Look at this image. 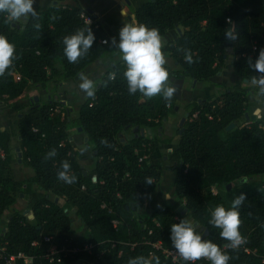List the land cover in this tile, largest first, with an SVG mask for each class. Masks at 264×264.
<instances>
[{"label":"trees","instance_id":"trees-1","mask_svg":"<svg viewBox=\"0 0 264 264\" xmlns=\"http://www.w3.org/2000/svg\"><path fill=\"white\" fill-rule=\"evenodd\" d=\"M37 11L38 17L24 24L8 22L6 14L0 13V34L15 45L18 57L13 68L0 77V102L13 108L35 91L52 93L45 103L30 98V110L19 125L0 131V221L11 212L6 230L0 233V247L6 248L0 252V264H5L6 255L19 252L33 256L32 264H128L130 258L149 254L158 256L160 264H176L153 245L161 242L164 248L175 250L170 228L184 218L231 257L229 264H264V120L248 121L246 117L248 97L258 89L249 83L224 86V92L211 101L184 108H179L177 93L170 102L161 96L130 95L119 50L111 46V37L97 19L87 22L89 14L78 0H61ZM226 18H231L239 32L236 42L224 38L230 27ZM37 23L39 30L34 27ZM134 24L157 28L162 37L181 30L178 39L163 49L180 66H166L173 84L209 82L230 59L234 74L248 82L258 74L248 67V59L254 63L264 48V0L149 1L135 12ZM89 27L95 35L93 48L79 62L69 63L63 51L64 37ZM186 51L194 63L186 62ZM107 56L112 57L113 66L94 97L82 104L76 119L68 109L64 119L53 114L64 106L55 99L63 82ZM181 109L186 121L178 127L183 129L178 148L163 154L162 126ZM231 124L235 127L227 131ZM78 128L91 141L95 161L90 171L82 164L88 159V148L81 151L72 143V133ZM134 129H144L145 135ZM52 149L57 155L45 160ZM19 153L23 166L33 171L24 181L16 180L13 173ZM144 156L149 160H142ZM63 161L70 163L76 177L71 185L57 179ZM165 171L176 173L172 196L177 203L153 208L151 200ZM147 178L153 180L152 185L145 183ZM241 193L246 200L239 208V230L247 243L237 250H223L228 242L209 223L211 211L218 205L230 208L232 199ZM22 195L30 214L15 209ZM181 206L187 216L178 212ZM72 213L85 228L81 236H74ZM114 220L120 223L115 226ZM44 237H52V242ZM36 241L39 247L32 246ZM51 244L55 248L93 244L96 249L93 255L79 252L61 263H51L41 256Z\"/></svg>","mask_w":264,"mask_h":264},{"label":"clouds","instance_id":"clouds-1","mask_svg":"<svg viewBox=\"0 0 264 264\" xmlns=\"http://www.w3.org/2000/svg\"><path fill=\"white\" fill-rule=\"evenodd\" d=\"M34 3L35 0H0V13L6 14L8 22L24 21L26 23L29 18L38 17ZM226 23L230 27L224 31L225 40L236 42L239 39V32L236 31L234 22L231 18H226ZM34 27L39 30L41 25L37 23ZM94 41L95 35L90 27L65 36L63 51L68 62L77 63L85 58L89 50L93 48ZM105 43L108 42L105 41ZM165 43L159 29L149 28L144 24H124L119 31L118 43L115 37L112 38L111 46L119 50L121 60L126 67L124 77L130 95L140 93L148 98L161 96L165 101L172 100L178 88L171 82L170 73L166 67L168 60L163 51ZM17 58L15 45L9 42L5 35L0 34V77L13 68ZM184 58L189 64L194 63L190 51L185 52ZM248 67L258 73L249 81L252 87L258 89V92L253 94V99L264 103V48L260 49L254 63L249 57ZM79 79L80 90L86 94V97H94L96 90L94 81L84 74H80ZM102 143L107 142L102 141ZM56 155V150L52 149L44 159L48 160ZM57 179L69 185L76 182L68 161L61 163ZM145 183L152 185L153 180L147 178ZM245 200V194L241 193L232 199L230 208L226 209L223 205H218L211 211L209 223L221 230L220 237L228 242L225 247L232 250H237L247 243L239 230L242 223L239 208ZM198 227L190 219L185 218L171 225V244L180 259L191 264L199 260H207L210 264H229L231 257L216 243L202 238L203 235L198 231ZM128 264H160V258L154 254H149L148 257L140 255L130 258Z\"/></svg>","mask_w":264,"mask_h":264},{"label":"crops","instance_id":"crops-1","mask_svg":"<svg viewBox=\"0 0 264 264\" xmlns=\"http://www.w3.org/2000/svg\"><path fill=\"white\" fill-rule=\"evenodd\" d=\"M78 1L83 7L84 11L89 14L87 16L88 20L91 21L92 17L97 19V21L103 25L111 39L115 37L118 43L120 29L124 24H134L135 12H137L150 0ZM59 3H61V0H35L34 8H36V10H39ZM19 23L24 24L25 22L20 21ZM179 36L180 33L178 29L168 32L163 37L166 41L165 45L175 42ZM166 57L168 60V64L166 65L167 67L171 69H180V66L172 58L168 56ZM231 62L232 59L229 60L227 67L219 74L214 76L209 82L198 83L191 80H187L185 82L176 81L174 84L178 88V91L176 93L179 100V108H184L191 103L211 101L224 92V86L242 87L248 85L249 82H245V79L234 74ZM112 66V57L107 56L87 67L83 74L86 75L89 79L93 80L97 88L107 70ZM79 83L80 79L76 80L75 78H73L65 80L55 99L58 98L60 100L59 102H62L64 104H72L73 102H75L77 105L80 104L81 107L88 97H86V94L80 90ZM253 94L254 93H251L248 97L247 115L250 118L255 117V120H264V103H260L254 100ZM42 95H47V98L50 99L52 93L50 91H35L30 94L29 98L21 100L13 108H7L6 106L0 107V131H3L7 127L16 128L19 125L21 118L25 116L30 110V98H33L36 101L35 98L38 97L39 100ZM182 111L183 110H180V114L177 113L176 115H171L169 119L163 124L161 129V151L168 146L172 147L173 150H171V152L175 151L178 148V141L171 138V135L168 131V126L169 129H175L176 126H178V120L180 117L179 115H181L182 117ZM250 120L254 121L252 119ZM132 132H136L135 129ZM147 134H150V132H147ZM163 137H169V139Z\"/></svg>","mask_w":264,"mask_h":264},{"label":"rangeland","instance_id":"rangeland-1","mask_svg":"<svg viewBox=\"0 0 264 264\" xmlns=\"http://www.w3.org/2000/svg\"><path fill=\"white\" fill-rule=\"evenodd\" d=\"M48 100L49 99L47 98V95H42V97L38 100V102L41 101V102L45 103ZM56 100L60 101L58 98H56ZM60 103H62V102H60ZM4 106L5 105L3 103H0V107H4ZM64 106H66L67 109L70 110V112L72 113L71 118L76 119V117L78 115V111L80 109V104L77 105L75 102H73L72 104L65 103ZM181 110H183V109H181ZM178 113L180 114V112H178ZM176 114L177 113H173L171 115H176ZM179 116H180L179 120H178L179 124H178V126H176L175 129H172V128L169 129V126H168V131L171 135V138L176 140V141L179 140L180 131L178 130V127H179L181 120L184 116V111H182V117H181V115H179ZM72 135H73L72 143L79 150L83 151L86 149V147L88 148V150H89L88 159L83 161L82 164L84 165V167L87 168L88 171H90L91 168L93 167L94 161H95V159L92 155V151H91L90 146H89L91 141H90L89 137H87V135H85L83 132L78 131V129H75L73 131ZM170 135H168V136H170ZM163 138L169 139V137H163ZM171 150H173L172 147L168 146L164 150L162 149V153L163 154H170ZM12 167H13L14 177L18 181L27 180L29 177H31L33 175V171L31 169L23 166V164L18 161V158L13 162ZM175 177H176L175 172L165 171L163 179L158 185L157 192H156L155 196L153 197V199L151 200V206L153 208H156L159 206H164V205L171 206V205H175L177 203V199L172 196V188H173V183L175 181ZM50 197H51V199L55 198L53 195H51ZM61 201H63V200H61ZM15 209L22 211L25 214L31 213L28 210V204L25 201V197L23 195H22L21 199L18 201V204L15 206ZM10 215H11V212H8L7 215H5V217L0 221V233H2V231L6 230L5 227L7 226V222H8ZM71 215L74 217V225H73V229L75 231L74 236L83 235L85 232V228L83 227L82 223L74 216L73 213ZM184 215L187 216V213H185ZM201 234L204 235L205 232L203 231V232H201ZM76 264H78V263H76Z\"/></svg>","mask_w":264,"mask_h":264},{"label":"built area","instance_id":"built-area-1","mask_svg":"<svg viewBox=\"0 0 264 264\" xmlns=\"http://www.w3.org/2000/svg\"><path fill=\"white\" fill-rule=\"evenodd\" d=\"M87 22H89L90 20H88V18H86ZM91 22V21H90ZM89 22V23H90ZM55 115H59L62 119H64L66 117L67 114V107L66 106H58L54 113ZM149 160V156H144L142 158V160ZM105 207V205H104ZM120 222L118 220H114L113 224L115 226H117ZM44 241L46 242H52V237H44ZM106 243V242H103ZM111 243V242H110ZM114 246H116V242H112L111 243ZM33 247H39L40 246V242L36 241L32 244ZM153 247L157 250H161L163 255H165L166 258H171L172 261L176 264H180V257L178 256V254L176 253V250H168L166 248H164L163 244L161 242H158L156 244L153 245ZM95 249L96 246L93 244L90 245H85L82 248L80 247H73V248H69L66 247L65 245H61L58 248H55V246H49L43 255L44 259L50 261L51 263H61L63 261L64 258L70 256V255H75L79 252H87L91 255L95 254ZM226 247L223 248V250H225ZM0 252H6V248L5 247H0ZM101 252V253H100ZM99 254H102L105 252V249L101 250ZM246 252L248 254L252 253L250 250H246ZM253 253H255V251H253ZM34 261V257L27 255L24 252H19L17 254H12V255H6L5 257V264H32ZM207 261V260H206Z\"/></svg>","mask_w":264,"mask_h":264},{"label":"water","instance_id":"water-1","mask_svg":"<svg viewBox=\"0 0 264 264\" xmlns=\"http://www.w3.org/2000/svg\"><path fill=\"white\" fill-rule=\"evenodd\" d=\"M150 1H155V0H150ZM179 33L181 34V30H179ZM79 77H80V75L77 76V77H75V79L78 80ZM245 82H248V80H245ZM35 99H36V101L38 102V97H36ZM178 110H179V108L177 107V108H176V111H178ZM246 117H247V120H248V121H249L250 119L255 120V117H251V118H250L248 115H246ZM185 121H186V117L182 118L181 123H180V126H181V127L184 125ZM234 127H235V124H231L229 127H227V131H230V130L233 129ZM135 131H136V132H139V131H140V132L142 133L143 136L145 135V131H144V129H141V130H139V129H135ZM182 132H183V129L180 130V133H182ZM18 157H19L18 161L21 162L22 160H21V154H20V153L18 154ZM228 189H231V185L228 186ZM183 210H184V211H183ZM180 211H183V212H182L183 215L187 212V210L184 209V206H181V207L178 209V212H180Z\"/></svg>","mask_w":264,"mask_h":264},{"label":"flooded vegetation","instance_id":"flooded-vegetation-1","mask_svg":"<svg viewBox=\"0 0 264 264\" xmlns=\"http://www.w3.org/2000/svg\"><path fill=\"white\" fill-rule=\"evenodd\" d=\"M71 116H72V114H71ZM78 131L82 132V129H81V128H78ZM72 139H73V138H72ZM200 232H203V230L200 229ZM205 236H206V233L202 236V238H204Z\"/></svg>","mask_w":264,"mask_h":264}]
</instances>
